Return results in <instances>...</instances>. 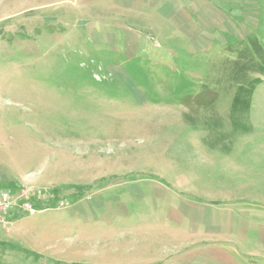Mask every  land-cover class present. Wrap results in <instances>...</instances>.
<instances>
[{
    "label": "rangeland",
    "instance_id": "rangeland-1",
    "mask_svg": "<svg viewBox=\"0 0 264 264\" xmlns=\"http://www.w3.org/2000/svg\"><path fill=\"white\" fill-rule=\"evenodd\" d=\"M252 42L264 0H0V191L48 197L0 264H264Z\"/></svg>",
    "mask_w": 264,
    "mask_h": 264
},
{
    "label": "trees",
    "instance_id": "trees-1",
    "mask_svg": "<svg viewBox=\"0 0 264 264\" xmlns=\"http://www.w3.org/2000/svg\"><path fill=\"white\" fill-rule=\"evenodd\" d=\"M251 46L252 51L249 49L246 51L243 50V55L241 57L230 61V66L227 68L226 73L228 74V80L234 85L246 84L252 79V75H260L264 73V51L262 50L260 44L252 42ZM206 102H208L206 105L204 100H185L184 103L190 109L192 108L190 106L191 103H197L199 106L196 108V110L198 111L214 108L212 100ZM185 118H189V115H185ZM34 205L36 208L38 207L37 202L35 201ZM49 207L53 208L55 207V204L52 202L50 203Z\"/></svg>",
    "mask_w": 264,
    "mask_h": 264
},
{
    "label": "built area",
    "instance_id": "built-area-1",
    "mask_svg": "<svg viewBox=\"0 0 264 264\" xmlns=\"http://www.w3.org/2000/svg\"><path fill=\"white\" fill-rule=\"evenodd\" d=\"M48 197L43 188L21 186L19 194L13 196L9 191H0V234L9 227L8 218L13 207L19 208L29 216L36 214L37 210L34 201H44ZM64 205V202H61Z\"/></svg>",
    "mask_w": 264,
    "mask_h": 264
}]
</instances>
